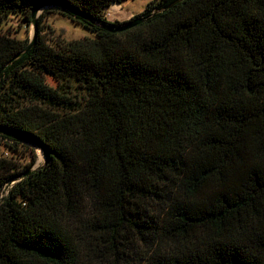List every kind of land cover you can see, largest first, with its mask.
I'll use <instances>...</instances> for the list:
<instances>
[{"label": "trees", "instance_id": "16d2710c", "mask_svg": "<svg viewBox=\"0 0 264 264\" xmlns=\"http://www.w3.org/2000/svg\"><path fill=\"white\" fill-rule=\"evenodd\" d=\"M128 1L0 0L95 34L0 33V140L46 159L0 157V264H264V0Z\"/></svg>", "mask_w": 264, "mask_h": 264}, {"label": "rangeland", "instance_id": "374dc122", "mask_svg": "<svg viewBox=\"0 0 264 264\" xmlns=\"http://www.w3.org/2000/svg\"><path fill=\"white\" fill-rule=\"evenodd\" d=\"M152 1L153 0H131V3L130 5H128L127 9L134 12L135 15H138L143 13L146 5H148ZM54 9L58 10V8L55 7H47V9L42 10L41 8L39 11L38 18L41 16L39 18L41 31L38 36L40 37L42 42L49 46H54L57 41L69 42L72 40L76 41L84 38L90 40L94 39L95 34L93 32L82 27L79 24H75V22L69 20V18L59 15V13H57L56 11L50 14V10ZM24 18V15L20 12L7 14L1 20L0 33L8 35L10 38L26 41L29 44L33 38L34 31L32 25H29ZM107 22H109L108 19ZM122 22L123 21H110L109 23L119 25ZM45 78L49 86L55 87V84L57 83L53 78L49 76ZM70 93L73 96V101L79 100V92L70 89ZM59 112L65 111L59 109ZM39 151L41 153H39ZM41 154V149L36 145H22L7 142L5 140H0V157H5L6 159L13 160L22 168L30 164V171L35 170L36 168H39L44 164V156L42 159Z\"/></svg>", "mask_w": 264, "mask_h": 264}, {"label": "water", "instance_id": "95a60500", "mask_svg": "<svg viewBox=\"0 0 264 264\" xmlns=\"http://www.w3.org/2000/svg\"><path fill=\"white\" fill-rule=\"evenodd\" d=\"M44 7H45V5H43V4H36L32 8V12H31V17H32L31 18V25L33 27L34 34H33L32 40L30 41V43L28 44V46H27L26 50H24V52L29 51L30 48L32 47L33 43H34L35 35H36V19L39 16L40 9L41 8H44ZM141 21L142 20H140V18H134V19H130L128 21H125L124 23L122 22L121 24H119V26L117 27L116 31L126 30L128 28H131V27L135 26L136 24L140 23ZM44 160H46L45 159V156H44Z\"/></svg>", "mask_w": 264, "mask_h": 264}, {"label": "bare ground", "instance_id": "6f19581e", "mask_svg": "<svg viewBox=\"0 0 264 264\" xmlns=\"http://www.w3.org/2000/svg\"><path fill=\"white\" fill-rule=\"evenodd\" d=\"M44 9H47V7L42 8V10H44ZM105 13H106V17H107L108 21H111V22L116 21L118 18L124 17L123 11L120 9V7L117 4L112 5L111 7L107 8L105 10ZM39 153H41V152L39 151ZM41 158L43 159L42 154H41Z\"/></svg>", "mask_w": 264, "mask_h": 264}, {"label": "crops", "instance_id": "0c3cea01", "mask_svg": "<svg viewBox=\"0 0 264 264\" xmlns=\"http://www.w3.org/2000/svg\"><path fill=\"white\" fill-rule=\"evenodd\" d=\"M130 3H131V0H129L126 3L120 4V5L117 4L120 7V9L123 11L124 17L118 18L116 21H119V22L120 21H123V22H125V21H128V20L132 19L135 16L134 12L129 11L127 9L128 5H130Z\"/></svg>", "mask_w": 264, "mask_h": 264}, {"label": "built area", "instance_id": "2783aa9c", "mask_svg": "<svg viewBox=\"0 0 264 264\" xmlns=\"http://www.w3.org/2000/svg\"><path fill=\"white\" fill-rule=\"evenodd\" d=\"M2 195H3V194H2ZM2 195H0V197H1Z\"/></svg>", "mask_w": 264, "mask_h": 264}]
</instances>
